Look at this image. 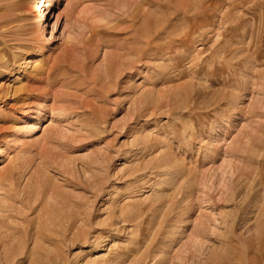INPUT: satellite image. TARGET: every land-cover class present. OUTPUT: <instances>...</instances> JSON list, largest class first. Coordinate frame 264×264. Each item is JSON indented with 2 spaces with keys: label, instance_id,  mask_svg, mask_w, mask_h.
Segmentation results:
<instances>
[{
  "label": "rangeland",
  "instance_id": "1",
  "mask_svg": "<svg viewBox=\"0 0 264 264\" xmlns=\"http://www.w3.org/2000/svg\"><path fill=\"white\" fill-rule=\"evenodd\" d=\"M2 176L0 264H264V0H0Z\"/></svg>",
  "mask_w": 264,
  "mask_h": 264
},
{
  "label": "bare ground",
  "instance_id": "2",
  "mask_svg": "<svg viewBox=\"0 0 264 264\" xmlns=\"http://www.w3.org/2000/svg\"><path fill=\"white\" fill-rule=\"evenodd\" d=\"M60 1L61 0H49V3H50V5L51 6H56L58 3H60ZM54 17H56V14L54 15ZM42 21H41V29H40V31H43V30H45L46 28H47V26H46V22H48L49 20H48V17L46 16V14H43V16H42ZM65 72V71H64ZM49 78H51V74L49 75ZM30 132H33V128H30L29 129V133ZM10 178V177H9ZM4 179H7L5 176H2L1 178H0V182L2 181V180H4ZM5 182V181H4ZM16 255V254H15ZM32 264H40V262H39V260H37V261H34V262H32Z\"/></svg>",
  "mask_w": 264,
  "mask_h": 264
}]
</instances>
